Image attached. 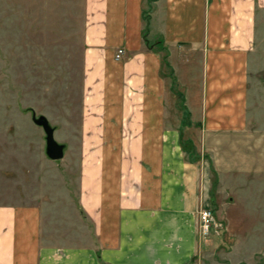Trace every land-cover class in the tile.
Returning a JSON list of instances; mask_svg holds the SVG:
<instances>
[{
    "label": "crops",
    "instance_id": "crops-1",
    "mask_svg": "<svg viewBox=\"0 0 264 264\" xmlns=\"http://www.w3.org/2000/svg\"><path fill=\"white\" fill-rule=\"evenodd\" d=\"M84 17L82 117L89 145L100 117L126 119L117 160L82 152L78 230L52 227L41 204L0 203V264H188L206 246L199 207L229 222L239 201L264 204V0H84Z\"/></svg>",
    "mask_w": 264,
    "mask_h": 264
},
{
    "label": "rangeland",
    "instance_id": "rangeland-1",
    "mask_svg": "<svg viewBox=\"0 0 264 264\" xmlns=\"http://www.w3.org/2000/svg\"><path fill=\"white\" fill-rule=\"evenodd\" d=\"M84 23V0H0V203L41 204L48 209V222L61 232L79 229L82 152L93 133L82 117ZM255 74L263 77L264 71ZM178 97L173 106L185 131L180 143L189 159H198L200 153L193 154L197 135L184 127L189 113ZM33 114L45 116L54 138L64 144L61 159L46 155L44 132ZM100 119L113 137H104L102 128L98 145L92 142L89 148L104 147V158L114 164L116 137L126 119ZM238 205L229 222L221 209L211 208L221 228L212 231L188 264H264V204L245 210V200Z\"/></svg>",
    "mask_w": 264,
    "mask_h": 264
},
{
    "label": "water",
    "instance_id": "water-1",
    "mask_svg": "<svg viewBox=\"0 0 264 264\" xmlns=\"http://www.w3.org/2000/svg\"><path fill=\"white\" fill-rule=\"evenodd\" d=\"M32 120L43 129L45 136L46 155L53 160L61 159L64 155V144L54 138V128L43 115H32Z\"/></svg>",
    "mask_w": 264,
    "mask_h": 264
},
{
    "label": "built area",
    "instance_id": "built-area-1",
    "mask_svg": "<svg viewBox=\"0 0 264 264\" xmlns=\"http://www.w3.org/2000/svg\"><path fill=\"white\" fill-rule=\"evenodd\" d=\"M123 53L122 48H118L115 54V58L119 59ZM219 222L215 220L214 213L211 208L199 207L197 210V231L201 236V239L208 238L212 231L217 228H221Z\"/></svg>",
    "mask_w": 264,
    "mask_h": 264
}]
</instances>
